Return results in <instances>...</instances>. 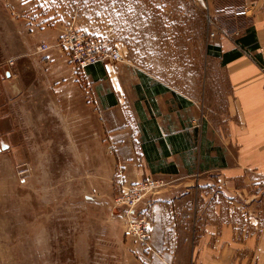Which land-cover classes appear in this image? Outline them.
I'll list each match as a JSON object with an SVG mask.
<instances>
[{"label":"rangeland","instance_id":"374dc122","mask_svg":"<svg viewBox=\"0 0 264 264\" xmlns=\"http://www.w3.org/2000/svg\"><path fill=\"white\" fill-rule=\"evenodd\" d=\"M204 3L0 0V264H138L145 247L126 233L123 208L113 203L120 185L105 194L91 82L74 69L79 88L65 101V92L48 89L54 72L45 58L59 52L74 68L65 35L100 37L129 68L201 99L218 67L206 54L217 30ZM43 21L59 26L56 41L39 40ZM155 191L137 212H148L144 201Z\"/></svg>","mask_w":264,"mask_h":264},{"label":"crops","instance_id":"0c3cea01","mask_svg":"<svg viewBox=\"0 0 264 264\" xmlns=\"http://www.w3.org/2000/svg\"><path fill=\"white\" fill-rule=\"evenodd\" d=\"M205 2L217 30L206 54L218 67L201 99L124 62L85 70L99 114L91 137L106 150V196L119 171L128 186L160 185L144 201L153 242L138 264H264V0ZM58 28L43 21L39 40L56 41ZM45 59L54 72L48 89L71 101L74 68L59 52Z\"/></svg>","mask_w":264,"mask_h":264},{"label":"built area","instance_id":"2783aa9c","mask_svg":"<svg viewBox=\"0 0 264 264\" xmlns=\"http://www.w3.org/2000/svg\"><path fill=\"white\" fill-rule=\"evenodd\" d=\"M195 3L205 8L204 0H194ZM243 12H235L241 15ZM63 45L69 53V61L74 69L85 76V70L95 64L107 62H122L120 52L111 49L109 44L100 37H87L69 31L63 38ZM43 50L46 46H42ZM117 184L120 185L119 193L113 199L117 207L123 208V216L126 221V233L132 236L139 244L149 250L150 225L146 214L137 212L139 205L145 197L154 193L160 186L154 180H143L134 185H126L122 172L117 173Z\"/></svg>","mask_w":264,"mask_h":264},{"label":"bare ground","instance_id":"6f19581e","mask_svg":"<svg viewBox=\"0 0 264 264\" xmlns=\"http://www.w3.org/2000/svg\"><path fill=\"white\" fill-rule=\"evenodd\" d=\"M14 90V89H13Z\"/></svg>","mask_w":264,"mask_h":264}]
</instances>
